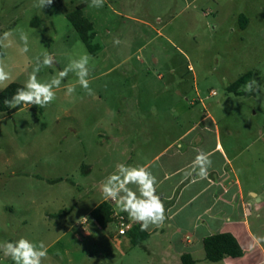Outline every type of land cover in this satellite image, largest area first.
Segmentation results:
<instances>
[{
  "label": "rangeland",
  "instance_id": "374dc122",
  "mask_svg": "<svg viewBox=\"0 0 264 264\" xmlns=\"http://www.w3.org/2000/svg\"><path fill=\"white\" fill-rule=\"evenodd\" d=\"M36 3L0 0V63L11 73L0 92L11 83L24 86L37 58L48 53L55 62L41 67V82L87 54L94 94L69 72L46 107L0 113V243L22 236L43 241V264H177L151 241L125 247L127 239L114 237L118 228H100L91 212L117 163L143 165L180 135L182 115L205 109L234 154L245 220L264 250V0H104L101 8L89 7L90 0H53L42 9ZM79 5L94 25L95 54L67 19ZM249 72L259 93L244 85L228 91ZM67 85L76 87L72 96L65 95ZM90 166L88 176L83 168ZM61 212L69 214L54 216ZM0 264L14 262L0 252ZM200 264L225 263L204 257Z\"/></svg>",
  "mask_w": 264,
  "mask_h": 264
},
{
  "label": "crops",
  "instance_id": "0c3cea01",
  "mask_svg": "<svg viewBox=\"0 0 264 264\" xmlns=\"http://www.w3.org/2000/svg\"><path fill=\"white\" fill-rule=\"evenodd\" d=\"M181 118L176 123L180 127V135L163 144L143 164L157 178V193L166 209L164 223L150 226L146 241L154 242L155 248L165 258H176L177 264H182V257L187 255L196 261L195 264H200L205 257L204 240L211 235L230 233L238 240L244 255L241 258L228 257L221 262L264 264V250L251 234L245 220V188L232 169L234 154L230 155L223 143L219 123L205 109L204 113L192 111L188 118L185 115ZM197 150L209 153L212 160L205 179H200L195 174L187 176ZM83 170L90 176L93 166L84 167ZM252 195L256 197L255 194ZM104 201L112 204L116 220L113 225L116 227L118 214H124L131 226L139 224L131 220L127 213L121 212L110 200L103 199L98 205ZM67 214L69 212L65 216ZM165 225L169 231L159 232ZM114 237L127 239L128 244L125 243L124 246L133 248L127 235L118 236L117 230ZM141 246L144 247L143 244ZM145 249L151 250L149 246Z\"/></svg>",
  "mask_w": 264,
  "mask_h": 264
},
{
  "label": "clouds",
  "instance_id": "9594fccd",
  "mask_svg": "<svg viewBox=\"0 0 264 264\" xmlns=\"http://www.w3.org/2000/svg\"><path fill=\"white\" fill-rule=\"evenodd\" d=\"M53 0H37L34 5L39 8L50 6ZM104 0H90L89 7L101 8ZM9 34L5 33L7 37ZM20 39L24 44L22 52H27L28 35L20 33ZM119 44V40L114 41ZM89 60L87 54L78 59H72L70 63L49 81L41 82L38 73L41 67H51L55 62L51 54L45 53L43 59L37 58V65L28 76L24 86L18 88L10 100L5 104L9 108L18 106H38L46 107L56 98L54 89L60 87L61 82L69 72L75 73L77 83L88 94L93 95L89 81ZM11 79V73L6 70V66L0 63V85H6ZM243 90L248 93H259L261 86L257 80L252 79L243 86ZM76 91L74 85L66 86V96H72ZM212 166L210 154L203 150H197V155L190 165L187 176L205 179L208 176V169ZM195 182V180H193ZM99 191L104 200H111L121 212L128 214L129 218L141 226V231H147L150 226H160L166 219V209L164 202L157 193V178L144 165H128L117 163L115 170L104 178L100 183ZM0 252L5 257L11 258L14 264H43L47 257V247L43 241L33 242L26 237H20L14 241L0 243Z\"/></svg>",
  "mask_w": 264,
  "mask_h": 264
},
{
  "label": "trees",
  "instance_id": "16d2710c",
  "mask_svg": "<svg viewBox=\"0 0 264 264\" xmlns=\"http://www.w3.org/2000/svg\"><path fill=\"white\" fill-rule=\"evenodd\" d=\"M84 5H79L73 12L67 14V19L73 26L74 30L79 35L82 42L86 45L89 52L95 54L99 50L98 45H93L92 41L96 37L93 23L88 20L83 14ZM241 21L243 29L248 25L246 17ZM252 72H249L239 78L235 83L228 87L229 92L239 93V89L245 85L246 82L251 81ZM23 87L20 83H11L0 92V113H8L13 108H9L6 100H10L18 88ZM65 212L54 215L56 218H61ZM114 210L109 201H104L96 207L91 217L95 223L102 229L106 230L109 226L113 225L116 220L114 217ZM127 237L130 239L131 247H138L142 245L149 238L147 231H141L140 224L132 225V228L127 232ZM205 258L211 263H218L225 258H241L244 251L239 244L238 240L230 233H219L211 235L204 240L203 243ZM196 261L191 256H183L182 264H195Z\"/></svg>",
  "mask_w": 264,
  "mask_h": 264
},
{
  "label": "built area",
  "instance_id": "2783aa9c",
  "mask_svg": "<svg viewBox=\"0 0 264 264\" xmlns=\"http://www.w3.org/2000/svg\"><path fill=\"white\" fill-rule=\"evenodd\" d=\"M116 219H117L118 236H125L127 232L132 228V226L130 225L124 214H118L116 216ZM88 223L89 220L87 218L82 219L80 223V228L82 231H86L85 226H87Z\"/></svg>",
  "mask_w": 264,
  "mask_h": 264
}]
</instances>
